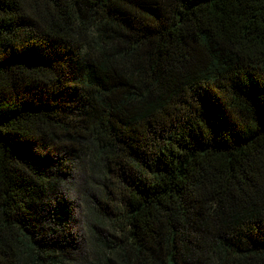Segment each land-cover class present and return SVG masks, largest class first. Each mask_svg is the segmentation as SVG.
Returning <instances> with one entry per match:
<instances>
[{"label": "trees", "instance_id": "trees-1", "mask_svg": "<svg viewBox=\"0 0 264 264\" xmlns=\"http://www.w3.org/2000/svg\"><path fill=\"white\" fill-rule=\"evenodd\" d=\"M0 264H264V0H0Z\"/></svg>", "mask_w": 264, "mask_h": 264}, {"label": "rangeland", "instance_id": "rangeland-1", "mask_svg": "<svg viewBox=\"0 0 264 264\" xmlns=\"http://www.w3.org/2000/svg\"><path fill=\"white\" fill-rule=\"evenodd\" d=\"M80 183L79 175L75 173L74 180L67 184V188L64 190L66 199L70 207V222L72 229L76 232L79 238H86L84 230V218H85V205L86 202L83 200L81 194H77L75 190L78 188Z\"/></svg>", "mask_w": 264, "mask_h": 264}]
</instances>
